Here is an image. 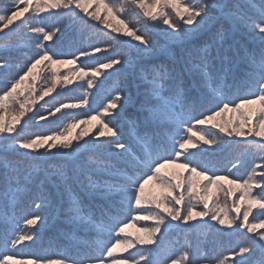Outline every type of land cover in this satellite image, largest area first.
Here are the masks:
<instances>
[{"label": "snow or ice", "instance_id": "obj_1", "mask_svg": "<svg viewBox=\"0 0 264 264\" xmlns=\"http://www.w3.org/2000/svg\"><path fill=\"white\" fill-rule=\"evenodd\" d=\"M52 9L58 11L52 12ZM129 9L136 23L128 21ZM25 13L29 15L25 16ZM40 13L56 17V22L49 26L44 23L46 17H40ZM222 19L230 21L234 30L243 28L258 36L261 42L259 59L255 54L244 53L239 60L244 67L238 68L235 59L224 56L221 67L214 69L213 75L205 71L209 67L206 45L196 69L201 81L197 94L189 99L182 74L171 80L167 96L162 95V87L154 83L151 95L155 102L141 103L139 115L127 122V133L120 124L131 101L127 94V78L118 81L97 108L91 107L94 101L90 95L94 96V91L91 94L85 91L72 102L57 99L66 95L64 91H57L58 87L66 88L77 79L85 81L87 89H93L94 81L102 73L106 79L122 76L128 67L156 52L157 35L166 41L183 42L197 33L211 32ZM93 21L111 30L107 33L111 40L105 41L104 46L99 42L80 46L72 42L66 50H56L63 36L78 26L102 32L103 29ZM20 32L30 34L29 44L31 40L36 41L31 55L14 57L13 52L18 51L15 46L0 50V78L5 81L0 88V113H3L0 114V152L4 153L0 159L4 167L5 196L11 194L15 199L18 191L9 187L14 174L20 173V168L12 167L7 160L11 150L24 158L21 163L51 165L61 181L66 178L65 166L74 165L78 175L72 179L77 183L82 178L87 179L86 196L103 200L117 190L121 197L119 206H127V215L123 219L115 217L104 225L103 221L108 217L102 211L101 223L96 225L93 217L86 219L80 214L77 202L73 200L76 216L72 219L89 229L106 227L109 242L96 249L99 255L72 258L71 264H203L205 260H214V264H251L258 249L264 252V231H258L264 229V0L259 4L244 0L243 4L235 5L226 0H6L0 5V33H3L0 39L7 43ZM219 32L217 30V34ZM54 37L55 42L46 43L52 42ZM14 59L21 62L14 64ZM66 64H78V67L68 69L67 74L62 75L56 66ZM166 75L162 71L160 78L164 79ZM38 79H42L43 84L37 92ZM228 80L232 84H228ZM25 84L27 87H21ZM51 93H56L55 103L46 109L41 105L33 112V106ZM9 103L13 105L10 120L7 119ZM62 110H81L78 114L83 118L73 119L62 130L50 134L29 138L11 135L17 132V125L26 116L37 125L40 121L54 123L69 114ZM226 112L236 113V120L218 122L217 118ZM58 113L61 115L57 116ZM49 117L55 120H49ZM165 121L170 122L174 130L165 132ZM245 137L252 139H237ZM256 137L261 139L258 141ZM233 146L245 150L256 147L261 153L258 160L253 158L246 179L233 178L232 172V169L238 170V165L243 166L246 151L216 158L225 147ZM82 149L96 153L95 169L79 162L76 154ZM57 153L62 163H56ZM169 166L181 171L163 175L161 170ZM221 171L226 174H219ZM92 173L122 177L119 188L114 189L108 181L101 184L93 180ZM150 183L159 189L158 195L146 194L145 186ZM254 189L259 191L254 193ZM220 193H223L222 205ZM236 193H239L238 198H235ZM32 195L36 211L23 217L22 223L14 216L9 217L7 210L3 212L5 251L0 252V264H15L14 258L22 252L17 245L25 241L35 244L40 239L41 228L47 225V218L42 214L47 197L41 192ZM229 199H232L231 208L227 205ZM113 206H116L114 201ZM134 212L145 214L133 216ZM129 219L152 221L153 224L139 228L144 236L133 241L121 235L129 227L126 223ZM181 227L184 232L207 227L220 235L228 230L232 234L240 233L243 229L240 234L246 242L238 243L230 250V256L223 257H205L199 250L194 255L189 247H185L178 258H157L155 248L138 249L135 255L129 254L123 259L115 255L117 250L125 252L137 243L155 244L159 248L158 241L162 237H157V233L162 229ZM24 247H31V244ZM69 259L63 254H59L58 259L37 254L30 264H69ZM259 264H264V259Z\"/></svg>", "mask_w": 264, "mask_h": 264}, {"label": "trees", "instance_id": "obj_2", "mask_svg": "<svg viewBox=\"0 0 264 264\" xmlns=\"http://www.w3.org/2000/svg\"><path fill=\"white\" fill-rule=\"evenodd\" d=\"M6 0H0V5H3ZM123 2V0H121ZM225 2V0H221ZM226 2L231 4H243L244 0H226ZM256 4H259L260 0H254ZM90 11L93 9L90 8ZM52 12L58 11L56 9L50 10ZM129 11L128 21L131 23H136L137 20L134 14ZM233 11H236L233 9ZM103 10L101 8V15H103ZM25 16L29 13H25ZM40 17H46L44 23L49 26L56 22V17L49 16L47 13H40ZM39 18V17H38ZM123 18V17H121ZM92 23L97 24L99 28L103 29L102 32H97L96 29L91 27L81 28L77 27L69 32H67L59 45L57 46V51L66 50L67 46L76 42L77 46L81 44H94L99 42L101 46H104L105 41L111 40V36L107 35L110 29H104L102 24L93 21ZM115 24V21H113ZM217 30H220L217 34ZM232 33L234 40L229 36ZM30 34L20 32L18 35H14L7 43L0 39V50L5 46H15L18 51L13 52L14 57L23 58L25 54L31 55V49L34 47L36 41L31 40L29 44L28 36ZM112 35H120L119 33H113ZM3 33H0V37ZM55 42V37L52 42ZM116 43L115 41L113 42ZM207 45L208 52L207 58L209 60V67L205 69L206 72L215 75L214 69H219L221 67V60L224 56H228L237 61L238 68L244 67V65L239 64L240 57L244 53L255 54L256 59H259V52L261 49V42L258 36L250 34L246 29L241 28L240 30H234L232 28L231 22L228 20H220L215 28L209 33H197L183 42H172L166 41L162 36L157 35V50L152 56H146L142 58L134 66L128 67L127 71L123 73L122 76H114L111 79H106L105 74L102 73L100 77L94 81V88L87 89L85 81L79 79L73 81L71 85L66 88H59L57 91H64L65 96L57 97V99L63 100L64 102H72L75 98L83 96L85 91L90 94L94 91L95 95H90V99L94 102L92 103V108H97L105 97L111 92L112 88L117 84L118 81L127 78V94L131 97V101L125 109L124 117L121 118L120 124L123 131L127 133L129 131L128 120L135 119L138 115V109L141 103L150 102L154 103V98L151 93L153 91V85L157 87H162V95L167 96V87L171 80L179 75H183L185 84L184 90L188 94L189 99L197 94V89L200 86V75L196 70L197 66L200 64V57L204 55L202 49ZM2 54V51H0ZM99 55V54H98ZM20 59H14L13 63H20ZM77 65H57V70L63 75L67 74V70L71 68H76ZM39 71V69L37 70ZM111 71V70H107ZM166 73L164 79H161V72ZM239 76L243 78V74L239 73ZM103 81V83H100ZM4 79L0 78V88L4 86ZM228 84H232L231 80H228ZM43 84L42 79L37 80V92L39 91L40 85ZM122 86V85H121ZM21 87H27V84ZM69 89L71 91H69ZM233 91L235 89L233 88ZM53 97H56V93H51L49 96L45 97L44 100L38 101L33 106V112L40 109L41 105L44 108H49L55 103ZM23 97H21L22 99ZM46 101L48 103H46ZM18 108V105L15 106ZM256 107V106H253ZM7 112V119L10 120L13 115V105L9 103ZM67 111L69 114L64 115L61 119L55 120L53 117H49V120H55L54 123H46L40 121L37 125L36 121H28L27 116L22 119L21 123L17 125V132L11 135H21L25 138L34 137L37 134H50L51 131L62 130L63 127L72 122L73 119H81L78 113L81 110H62ZM83 111H87L84 109ZM3 114V113H0ZM32 115V113H28ZM61 114H57L60 116ZM237 118L236 113L226 112L223 117H218L217 121L226 123L229 120L235 121ZM95 123V122H93ZM166 127L165 132H170L174 129L171 128L170 122L165 121ZM91 127V125L89 126ZM207 127V126H206ZM22 129V131H21ZM218 131V130H214ZM183 134V133H182ZM127 138V137H125ZM259 140L260 137H256ZM246 139V138H237ZM25 151V150H22ZM40 152H44V149H40ZM53 152L57 150L53 149ZM247 152L243 159V166L238 165L237 169H232L234 173L233 178L239 177L241 179H246L247 174L250 171L253 158H257L261 155L260 151L256 147H250L248 149H238L235 146L229 148L225 147L220 153L217 154V159H223L230 153L237 152ZM35 154V153H33ZM79 157V162L85 166H91L95 169L96 164L94 163L96 153L92 151L80 150L76 154ZM4 153L0 152V157H3ZM7 160L12 167L20 168V173L18 175L14 174L11 185L9 186L12 190H17L15 192V199L10 194L5 196L6 187L4 184L3 173V160L0 159V252L5 251L4 246V229L5 222L3 220V212L7 210L9 217L21 220L26 216H30L31 212L36 211L33 200V193L41 192L47 197V204L42 210V214L47 218V225L41 228L40 239L32 244L30 241H25L21 245H17L18 248L22 249L21 255L15 257V264H30L31 259L34 255H40L45 257H51L53 259H58L59 254L67 255L69 259V264H71L72 258H80L85 254L99 255L96 250L99 246L104 243L109 242V236L106 227H94L87 228L81 225L78 220L72 219L76 216L75 209L72 206L73 200L77 202L80 209V214L86 219L90 216L93 217V223L100 225V215L101 212L107 213V219L103 221L104 225H107L112 218L118 217L123 219L127 215V206L124 205L120 207L121 197L117 190H113L108 194L105 199L101 200L96 197L86 196V190L88 188V182L86 178H82L80 183H77L73 176L78 175L76 167L65 166L66 178L61 181L57 179L56 170L51 167V165H41L39 163L32 164L27 161L21 163L24 160L23 157L16 155L11 150L7 154ZM59 153H57L56 163H62ZM231 167V165H229ZM177 171H181L176 168H165L161 170L163 175H171ZM219 174L224 175L226 172L221 171ZM92 179L99 181L101 184L104 181H108L109 184L113 186L114 189L119 188V184L122 177L119 176H107L92 173ZM199 180V178H197ZM227 186L226 182H224ZM254 193L259 191L258 189L253 190ZM146 194L158 195L159 189L150 183L145 188ZM215 190L213 189V193ZM239 193H236L235 198H238ZM220 203L223 204V193H220ZM211 202L212 194L209 195ZM113 201L115 202V207L113 206ZM39 201H37L38 203ZM229 208L232 207V199L227 201ZM144 207H149L145 205ZM155 210V209H153ZM200 210V207L197 208ZM243 209H241L242 213ZM255 213L256 210L254 209ZM145 213H133V216ZM233 215H235L233 213ZM251 220V216L249 218ZM129 227L126 228L125 233L121 234L123 237L129 240L135 241L136 237L143 238L144 234L139 232L138 229L150 226L153 224L152 221H136L133 219L126 220ZM195 223V222H192ZM219 227V225H217ZM258 231H264V229H259ZM244 230L241 229L240 233ZM240 233L232 234L231 230L224 232L220 235L207 227H200L196 229H190L188 232H184L182 227L180 229L170 228L162 229L161 233H157V237H162L158 241L160 244L159 248H156L155 244L152 245H140L136 244L135 247L128 249L125 252L117 250L115 254L118 258L123 259L129 254L135 255L138 249L155 248L157 258H162L166 256H171L173 258H178L185 247H189L190 250L195 255L199 250L200 254L205 257H215L217 255L230 256V250L237 247L240 242H246L245 237ZM251 235V234H246ZM114 243V241H112ZM25 244H31V247L25 248ZM111 246V245H109ZM32 254V255H29ZM107 260V258H105ZM264 259V252L259 249L256 251L255 256L252 257L251 264H259V261ZM203 264H214V260H205Z\"/></svg>", "mask_w": 264, "mask_h": 264}, {"label": "rangeland", "instance_id": "obj_3", "mask_svg": "<svg viewBox=\"0 0 264 264\" xmlns=\"http://www.w3.org/2000/svg\"><path fill=\"white\" fill-rule=\"evenodd\" d=\"M253 107V106H252ZM246 139H252L251 137H245ZM256 140H258L259 141V139L258 138H255ZM171 167V166H170ZM169 168V167H168ZM171 168H173V167H171ZM145 188L147 189V185L145 186Z\"/></svg>", "mask_w": 264, "mask_h": 264}]
</instances>
